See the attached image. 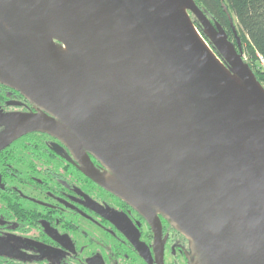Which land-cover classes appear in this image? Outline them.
<instances>
[{"label": "water", "instance_id": "1", "mask_svg": "<svg viewBox=\"0 0 264 264\" xmlns=\"http://www.w3.org/2000/svg\"><path fill=\"white\" fill-rule=\"evenodd\" d=\"M0 64L122 182L86 152L97 180L211 264H264V85L195 0H0Z\"/></svg>", "mask_w": 264, "mask_h": 264}, {"label": "flooded vegetation", "instance_id": "2", "mask_svg": "<svg viewBox=\"0 0 264 264\" xmlns=\"http://www.w3.org/2000/svg\"><path fill=\"white\" fill-rule=\"evenodd\" d=\"M49 116L0 78V264H211L165 213L151 219L89 173L86 152L122 182L79 135L39 127Z\"/></svg>", "mask_w": 264, "mask_h": 264}, {"label": "trees", "instance_id": "3", "mask_svg": "<svg viewBox=\"0 0 264 264\" xmlns=\"http://www.w3.org/2000/svg\"><path fill=\"white\" fill-rule=\"evenodd\" d=\"M213 22H219L237 46L240 42L243 57L264 85V0H195ZM191 16L209 40L201 23Z\"/></svg>", "mask_w": 264, "mask_h": 264}, {"label": "rangeland", "instance_id": "4", "mask_svg": "<svg viewBox=\"0 0 264 264\" xmlns=\"http://www.w3.org/2000/svg\"><path fill=\"white\" fill-rule=\"evenodd\" d=\"M208 41V40H207ZM211 44V43H210Z\"/></svg>", "mask_w": 264, "mask_h": 264}]
</instances>
